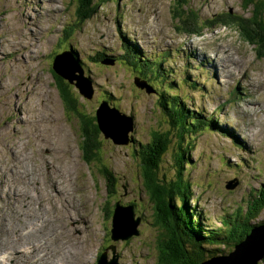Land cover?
I'll use <instances>...</instances> for the list:
<instances>
[{
  "label": "rangeland",
  "instance_id": "obj_1",
  "mask_svg": "<svg viewBox=\"0 0 264 264\" xmlns=\"http://www.w3.org/2000/svg\"><path fill=\"white\" fill-rule=\"evenodd\" d=\"M186 1L0 0V264H98L103 255L110 264H158L162 230L140 166L154 154L155 138L164 148L158 178L175 182L183 166L188 203L205 229L234 213L248 223L264 219L262 203L248 202L264 186V33L235 23L258 21L264 4ZM189 11L203 21L200 35L182 27ZM226 13L233 23L216 18ZM70 49L61 63L68 69L54 70V57ZM54 74L76 98L75 111L64 105ZM165 93L200 112L201 129L173 123L157 103ZM100 106L97 155L88 164L83 121L94 130ZM26 181L36 185L35 208L32 197L19 200L23 188L11 194ZM47 184L59 187L62 202ZM116 202L140 218L129 239L111 238Z\"/></svg>",
  "mask_w": 264,
  "mask_h": 264
},
{
  "label": "trees",
  "instance_id": "obj_2",
  "mask_svg": "<svg viewBox=\"0 0 264 264\" xmlns=\"http://www.w3.org/2000/svg\"><path fill=\"white\" fill-rule=\"evenodd\" d=\"M244 6L251 5V0H243ZM182 5L186 4V0H178ZM259 4L262 7L264 0H259ZM180 13H178L179 15ZM195 13L189 11L187 12V17L185 19L179 20L182 22V27L190 32L197 35L201 34V30L204 27L203 21H198V17L194 16ZM253 15L256 14V9H252ZM196 18V25L193 20ZM216 18L223 19L222 21L225 25L234 22V19L229 13L225 15H218ZM250 18H237L238 21L235 23L240 27L248 26L252 30L258 32V34L264 33V16L253 19L254 22H250ZM248 20V22H246ZM264 45L262 46V48ZM264 51V48H263ZM74 52V51H73ZM258 53V52H257ZM75 58H77L74 52ZM138 67H135V69ZM146 70V69H145ZM142 68L138 72L141 77H144V71ZM59 80L58 90L60 96L64 100V105L68 110L75 111L77 106V100L74 96L66 90V86L61 82L62 78L54 74ZM91 81V80H90ZM158 106L167 115H171V121L173 123H178L180 125H187L190 127L189 133H195L202 127V123L205 118L200 112L194 110H189L184 103L179 102L178 96L174 94H161L157 100ZM169 111L165 110L168 109ZM175 115V116H174ZM191 120V121H189ZM90 119L85 117L83 121L85 124V143H84V160L86 163H93L92 159L97 155L96 149L98 148V142L96 140V132L99 130L97 126L96 117L93 118L94 130H92L88 123ZM209 127L215 125L213 119L208 120ZM90 128V129H89ZM178 136L182 139V133L179 132ZM113 138V137H112ZM167 138V137H166ZM168 139V138H167ZM169 140V139H168ZM116 141V140H115ZM160 139L155 138L149 144L154 148L153 155L144 157L140 162L142 168V179L144 181V186L149 191L150 200L154 206V216L155 222L160 224V229L156 237V246L159 251L157 255L158 264H199L202 260L211 257L218 256L230 252L234 245L242 240L246 234L251 230V225L254 223H248L246 218H242L237 213H234V218L232 220H225L220 227L209 230L205 229L201 222V217L199 212L194 209V206L189 205L188 200H190V187L184 184L185 177L183 176L184 169L182 165H179L175 170L174 179L175 182H166L164 179L158 178L159 164L161 163L162 155L164 152L161 149ZM162 143V142H161ZM141 154V153H140ZM182 163V162H180ZM186 180V179H185ZM177 193V197L174 198L173 194ZM248 202L255 204L256 202L262 203L264 206V186L260 190V193H251ZM257 216L258 209H252ZM259 215V213H258ZM230 217V216H229ZM264 220V219H263ZM241 227V230L238 229ZM226 234L223 235V234ZM211 243V244H210ZM217 246L214 247V245ZM210 244V246H206ZM213 245V246H211ZM264 259V258H263ZM264 260H260V262Z\"/></svg>",
  "mask_w": 264,
  "mask_h": 264
},
{
  "label": "water",
  "instance_id": "obj_3",
  "mask_svg": "<svg viewBox=\"0 0 264 264\" xmlns=\"http://www.w3.org/2000/svg\"><path fill=\"white\" fill-rule=\"evenodd\" d=\"M70 55L71 49L70 51H63L62 53L57 54L53 59V69L59 71L60 68L63 67L61 66V63L64 61H68ZM64 67L68 69L67 66ZM78 71H81V69H79ZM72 73L73 76H77L74 75L75 70ZM64 77L70 78L68 76ZM77 77L79 78L80 76ZM70 82H72V78H70ZM78 88L84 95L88 94V92L91 93L88 89L86 91L80 86H78ZM101 108L102 107L100 106L97 110L96 122L98 123V128L100 124L99 117ZM111 112L114 113V119H117V121H119V118H121V116L118 114V111L116 109H111ZM122 128L126 131V133H128L131 128V121L129 120L127 122V125ZM124 141L127 142L128 140ZM114 217V225L111 229L112 239H129V237L138 234L137 226L140 222V218L135 217L132 205H121L119 203H116V207L114 209ZM250 227V233L246 234L242 240L237 242L234 245L233 249L230 250V252L218 256L208 257L202 260L199 264H258L260 260H264V220L254 222V224ZM244 255L245 259L241 261ZM99 260L100 261L98 262V264H103L101 262L102 260L104 261V264H110L106 255L101 256Z\"/></svg>",
  "mask_w": 264,
  "mask_h": 264
},
{
  "label": "bare ground",
  "instance_id": "obj_4",
  "mask_svg": "<svg viewBox=\"0 0 264 264\" xmlns=\"http://www.w3.org/2000/svg\"><path fill=\"white\" fill-rule=\"evenodd\" d=\"M64 69V67H61L60 68V70H63ZM111 128H113L114 127V125L111 123L110 125H109ZM131 128H132V125H131ZM122 130V129H121ZM120 130V131H121ZM117 131V130H116ZM128 131V130H127ZM115 136H117V135H114V137ZM58 172V171H57ZM51 173V172H50ZM62 173V172H61ZM54 174V173H53ZM57 174V173H56ZM39 175V174H38ZM55 175V174H54ZM47 176H50V174H49V172L47 171ZM61 176V175H60ZM56 178V177H55ZM54 178V179H55ZM37 179V178H36ZM28 180V179H27ZM59 180V179H58ZM50 181L51 182H54V180L52 179V178H50ZM34 182V181H33ZM25 184H27V187H22L24 190H25V192H24V194L23 193H21V192H19V191H17L18 189H14L13 187L11 188L12 189V192H11V194H13L14 192H15V190L17 191V193L18 194H20L19 195V197H21V198H19V200H24V199H26L27 198V196L25 197V194H26V192H27V190L30 188V184L29 183H25ZM51 184V183H50ZM58 184V183H57ZM33 186H36V185H33ZM51 186V185H50ZM54 186L55 185H52L51 187H53L54 188ZM62 188V187H61ZM58 189H59V187H58ZM64 191V190H63ZM55 193L59 196V199H60V201L62 200V196H61V192L60 191H57L56 189H55ZM66 194V193H65ZM116 203H119V202H116ZM116 203L114 204V209H115V207H116ZM64 208H65V206H64ZM64 212V211H63ZM69 212H71V211H69ZM68 212V213H69ZM3 215V214H2ZM8 215L9 216H11V217H13V215H11V214H9L8 213ZM72 215V214H71ZM74 216V215H73ZM9 220V219H8ZM66 220L68 221V218H66ZM11 222V221H10ZM6 223V222H5ZM94 223V222H93ZM4 224V223H3ZM5 226V225H4ZM17 232V231H16ZM29 233V232H28ZM14 236V235H13ZM56 238V237H55ZM67 239H70V238H72V237H70V236H68V237H66ZM23 239V238H22ZM53 240V239H52ZM5 241V240H4ZM1 243H3V241L1 242ZM0 243V244H1ZM61 243V242H60ZM3 245V244H2ZM61 246V245H60ZM38 247V246H37ZM65 247V246H64ZM72 247V246H71ZM1 248V247H0ZM8 248V247H7ZM2 249V248H1ZM10 249V248H9ZM58 250V249H57ZM59 251V250H58ZM55 252V251H54ZM43 253V252H42ZM67 253V252H66ZM79 253V252H78ZM76 254V253H75ZM67 256V255H66ZM74 257V256H73ZM45 259V258H44ZM245 259V255H244V257H242V259H241V261H243ZM43 261V260H42ZM50 261V260H49ZM75 261V260H74ZM77 262H79L80 263V260H78V259H76V263ZM58 264V263H57ZM67 264H68V262H67ZM72 264V263H71Z\"/></svg>",
  "mask_w": 264,
  "mask_h": 264
},
{
  "label": "flooded vegetation",
  "instance_id": "obj_5",
  "mask_svg": "<svg viewBox=\"0 0 264 264\" xmlns=\"http://www.w3.org/2000/svg\"><path fill=\"white\" fill-rule=\"evenodd\" d=\"M113 180V179H112ZM114 181V180H113ZM113 181H111V183L113 182Z\"/></svg>",
  "mask_w": 264,
  "mask_h": 264
},
{
  "label": "clouds",
  "instance_id": "obj_6",
  "mask_svg": "<svg viewBox=\"0 0 264 264\" xmlns=\"http://www.w3.org/2000/svg\"><path fill=\"white\" fill-rule=\"evenodd\" d=\"M261 189H263V187Z\"/></svg>",
  "mask_w": 264,
  "mask_h": 264
}]
</instances>
